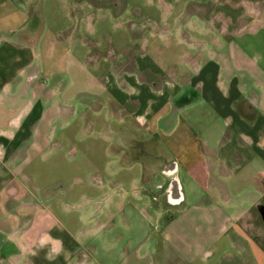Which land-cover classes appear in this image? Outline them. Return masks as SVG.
Segmentation results:
<instances>
[{"label": "crops", "instance_id": "obj_1", "mask_svg": "<svg viewBox=\"0 0 264 264\" xmlns=\"http://www.w3.org/2000/svg\"><path fill=\"white\" fill-rule=\"evenodd\" d=\"M238 4L246 16L211 19L222 23L223 49L211 31L193 47L192 81L166 84L175 90L165 96L152 87L139 96L144 106L133 115L148 130L145 157L129 156L124 145L114 158L125 169L139 163L143 176L101 177L64 227L40 216L25 224L21 218L38 210L28 190H0V198L23 202L16 213H0V264H264V0ZM39 8L0 0V160L7 166L50 144L61 113L57 64L85 70L81 60L61 57L72 36ZM159 93L163 100L152 97ZM64 96L66 104L73 99Z\"/></svg>", "mask_w": 264, "mask_h": 264}, {"label": "rangeland", "instance_id": "obj_2", "mask_svg": "<svg viewBox=\"0 0 264 264\" xmlns=\"http://www.w3.org/2000/svg\"><path fill=\"white\" fill-rule=\"evenodd\" d=\"M32 2L40 7L43 18L53 17L57 27L70 32L68 54L61 57L65 62L81 60L85 70L63 72L57 64L61 72L54 78L56 107L61 113L49 137L50 144L37 156L26 153L28 159L7 162L8 166L0 160V190L6 184L28 190L27 199L38 210L36 216L21 218L25 224L32 225L40 216L64 227L85 206L81 193L95 196L101 177L145 174L139 163L125 169L123 160L116 164L114 158L124 145L137 149L131 151V157H145L148 130L138 125L133 115L135 107L139 112L144 106L139 96L148 95V87L162 95L165 91V96L175 90V86L166 84L192 81L188 64L195 58L192 50L200 45L199 37L211 31L210 36L217 35L222 45L218 48L225 47L220 33L222 23H211V19L246 16L248 8L240 6L239 0ZM204 40L211 47L212 39ZM81 79L85 85L80 86ZM69 93L73 99L66 104L64 95ZM160 93L152 97L163 100ZM1 198L0 213H16L23 203L5 193Z\"/></svg>", "mask_w": 264, "mask_h": 264}, {"label": "flooded vegetation", "instance_id": "obj_3", "mask_svg": "<svg viewBox=\"0 0 264 264\" xmlns=\"http://www.w3.org/2000/svg\"><path fill=\"white\" fill-rule=\"evenodd\" d=\"M140 142V141H139ZM126 149H127V154L130 156V154L132 153L131 151H134V150H137V149H133L132 150V148L131 147H126ZM140 152H142V150L140 151ZM144 156V155H143Z\"/></svg>", "mask_w": 264, "mask_h": 264}, {"label": "clouds", "instance_id": "obj_4", "mask_svg": "<svg viewBox=\"0 0 264 264\" xmlns=\"http://www.w3.org/2000/svg\"><path fill=\"white\" fill-rule=\"evenodd\" d=\"M54 251H56L57 249H53Z\"/></svg>", "mask_w": 264, "mask_h": 264}]
</instances>
